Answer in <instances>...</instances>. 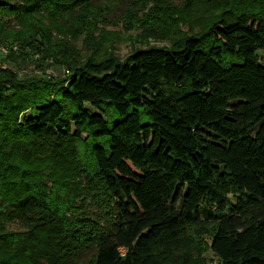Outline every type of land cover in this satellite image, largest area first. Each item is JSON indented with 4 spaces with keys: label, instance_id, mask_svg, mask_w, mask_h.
I'll return each mask as SVG.
<instances>
[{
    "label": "trees",
    "instance_id": "1",
    "mask_svg": "<svg viewBox=\"0 0 264 264\" xmlns=\"http://www.w3.org/2000/svg\"><path fill=\"white\" fill-rule=\"evenodd\" d=\"M84 2L0 0L22 28L0 19V47L45 60L43 19L95 18ZM232 7L172 48L59 62L60 79L0 67V264H160L208 226L218 264H264V0Z\"/></svg>",
    "mask_w": 264,
    "mask_h": 264
},
{
    "label": "rangeland",
    "instance_id": "2",
    "mask_svg": "<svg viewBox=\"0 0 264 264\" xmlns=\"http://www.w3.org/2000/svg\"><path fill=\"white\" fill-rule=\"evenodd\" d=\"M226 2L230 4L227 5ZM233 2L234 0H94L93 5L90 2L87 5L85 2L80 3L76 8L77 12L91 10L87 16L93 12L95 18L86 20L83 15L82 18L68 20V15L52 18L45 14L43 23L49 27L47 28L53 38L45 60L37 54L24 60L19 53L8 58V48L1 46L0 67L13 69L20 80L40 77L60 79L67 76L69 71L59 62L70 61L75 56L83 62L93 55L100 59L114 56L124 61L136 50L172 48L180 45L185 37L202 32L201 22L196 21L197 17L218 15L222 5L236 10L232 7ZM236 6L243 8L240 4ZM0 19L9 31L22 29L14 16ZM12 48L14 51L18 50L16 45ZM51 55L59 60L55 61L53 57H49ZM258 56L264 59L263 52H259ZM80 149L83 151V148ZM7 227L14 231L25 230L19 220L9 223ZM211 233V226L188 230L168 255L165 256L167 250L160 252V264H218L219 260L211 249ZM193 236H197L204 246L197 243Z\"/></svg>",
    "mask_w": 264,
    "mask_h": 264
}]
</instances>
